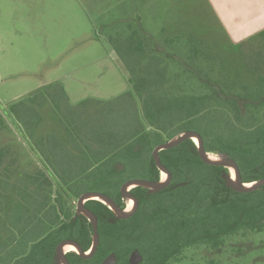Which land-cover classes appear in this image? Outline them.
<instances>
[{
	"label": "trees",
	"instance_id": "16d2710c",
	"mask_svg": "<svg viewBox=\"0 0 264 264\" xmlns=\"http://www.w3.org/2000/svg\"><path fill=\"white\" fill-rule=\"evenodd\" d=\"M130 10L96 32L129 73L130 89L72 104L55 81L0 109V134L12 124L55 172L23 170L13 148L0 143V264H59L56 247L68 239L88 251L93 227L75 213V201L99 192L125 208L122 185L162 180L153 150L187 130L197 131L207 152L234 159L244 182L264 178V28L231 40L236 48L226 53L208 40L210 30L154 33L140 10ZM48 108L64 140L41 133ZM159 155L172 180L161 191L133 187L139 205L129 218L100 200L86 201L98 218L100 244L91 258L68 252L71 264H101L111 253L117 264H131L135 249L140 264L180 263L191 248L220 252L227 242L264 234V185L232 189L229 169L205 162L191 138ZM76 159L80 168L67 165Z\"/></svg>",
	"mask_w": 264,
	"mask_h": 264
},
{
	"label": "rangeland",
	"instance_id": "374dc122",
	"mask_svg": "<svg viewBox=\"0 0 264 264\" xmlns=\"http://www.w3.org/2000/svg\"><path fill=\"white\" fill-rule=\"evenodd\" d=\"M260 3L241 1L243 7L256 11ZM123 9L140 10L154 33L162 27L166 33L173 27L185 33L192 27L204 33L210 30L208 40H216L226 53L236 48L230 37L236 44L251 35L242 21L236 28L229 26L232 36L228 37L210 0H0V109L5 112L13 102L55 81L68 85L84 79L88 90L102 86L114 97L130 89L129 73L117 54L109 43L96 38L98 28L112 15L119 18ZM74 99L71 96L77 102ZM9 129L0 134V142L18 143V150L26 154L29 147L18 129L12 124ZM166 178L162 173V180ZM125 204L127 208L126 199ZM251 236L247 241L227 242L220 252L191 248L185 260L172 264H264V234Z\"/></svg>",
	"mask_w": 264,
	"mask_h": 264
},
{
	"label": "water",
	"instance_id": "95a60500",
	"mask_svg": "<svg viewBox=\"0 0 264 264\" xmlns=\"http://www.w3.org/2000/svg\"><path fill=\"white\" fill-rule=\"evenodd\" d=\"M191 138L195 141V138H197L198 143L197 144V149L199 152L200 157L207 163L213 164V165H220V166H225V167H232L236 173V180L232 179V177L229 176L227 177L228 180V185L239 192H251L262 185H264V178L251 182V183H246L242 180L240 169L238 167V163L232 159L229 156H218L219 159H213L210 156V153L207 152L204 148V141L203 138L197 133L195 130H187L183 132L182 134L174 137L172 140L165 144H160L155 147L153 150V155L156 159V164L161 170V172L167 174L166 180H159V181H147L143 179H135V180H130L125 182L122 187H121V192H122V197L124 199H131L134 202V206L132 210H127L125 208H121L112 198L108 197V194L104 193H99V192H86L83 195H81L78 200H77V215H84L87 217V219L90 221V223L93 226V245L88 251H84L81 246L73 241V240H64L62 241L57 247H56V254H55V259L60 262L59 264H71L66 252L64 251V247L68 244H72L77 246L76 248L78 249L77 253L83 257V258H91L95 254L97 248L99 247L100 244V237H99V225H98V218L97 216L91 211L90 208L86 206V201L89 199H97V198H91L93 196L95 197H100L105 199L108 202V207L111 208L115 213V215L118 218H129L132 214H134L138 208L139 201L136 196L131 192V189L136 186H143L144 188L151 189L152 191H158V190H163L165 189L171 182L172 180V174L162 165V161L159 155V151L162 149H169L173 146H176L178 144H181L183 141L186 139ZM224 177H226L224 175ZM91 196V197H90ZM105 203V202H104ZM117 255L115 253H111L108 257H106L101 264H117ZM129 261L131 264H138L143 261V256L141 255L140 251L138 249H135L131 252Z\"/></svg>",
	"mask_w": 264,
	"mask_h": 264
},
{
	"label": "crops",
	"instance_id": "0c3cea01",
	"mask_svg": "<svg viewBox=\"0 0 264 264\" xmlns=\"http://www.w3.org/2000/svg\"><path fill=\"white\" fill-rule=\"evenodd\" d=\"M241 1L243 0H210L211 4L214 7L215 13L217 14L219 20L223 24L221 25L222 28L225 30V32L227 33L229 37L231 35L227 30L229 26L234 24L236 28L238 25H241L242 21H244L243 23L247 25L246 26L247 28H249V32H251L250 33L251 35L257 33L258 31L264 28V2L263 0H257L258 2H261L260 3L261 9H259L258 11L252 10L251 6H248V5H245L244 6L245 8H244L243 5H241ZM236 8H239V12H235V11H238ZM253 11L255 12L253 13ZM224 19H226L227 22H225ZM230 39L234 41V39H232L231 37ZM64 86L67 90L66 92L68 94V98L72 104H78L84 99L90 98V97L94 99H106V98L114 97V94L108 93L102 86H97V87L92 86L91 89L88 90V88L85 87L86 85L84 84V79H79L78 83L77 81H75L74 83L69 82L68 85L65 84ZM43 87H39V88H43ZM30 93H28L27 95H29ZM71 96L73 97V99L76 98L74 100H76L77 102H72ZM45 114H46L45 115L46 121L44 125H42L41 127V130H42L41 133H45V134L56 133L58 134V136H60L64 140L65 129L64 127H62L61 122H59L58 116L53 111H51L49 108L46 109ZM3 144L9 145L13 148L14 150L13 155L18 156L17 160L21 165H23L24 167L23 170H26L31 173L41 168L44 169L45 171L46 170L49 172L53 171L51 165L47 161L48 159L41 157L40 152L37 150L36 146L32 142H29V145L25 143L26 146L29 147V150L26 154L25 152H23V150L22 152L18 150V148H21L19 147L18 143H14V142L12 143V141H5V143ZM82 161L83 160H81V163H79V160L76 159L75 160L76 163L74 164L68 163L67 165H71L74 169H78L81 167ZM5 202L8 205L12 204L10 199L7 201L5 200Z\"/></svg>",
	"mask_w": 264,
	"mask_h": 264
},
{
	"label": "bare ground",
	"instance_id": "6f19581e",
	"mask_svg": "<svg viewBox=\"0 0 264 264\" xmlns=\"http://www.w3.org/2000/svg\"><path fill=\"white\" fill-rule=\"evenodd\" d=\"M195 141L198 143V140H197V138H195ZM210 156L213 158V159H219L218 157H214L212 154H210ZM228 169H229V173H230V176L232 177V179H235L236 180V173H235V171H234V169L232 168V167H227ZM164 173V172H163ZM165 175H166V177H167V174L166 173H164ZM91 197V196H90ZM91 198H97L96 200H100V201H102V202H105L106 204H108V202L105 200V199H103V198H100V197H95V196H93V197H91ZM128 200V204H127V210H132V208H133V206H134V202H133V200H131V199H127ZM131 201V202H130ZM77 246H75V245H72V244H68V245H66L65 247H64V251L65 252H68V251H72V252H77L78 251V249L76 248Z\"/></svg>",
	"mask_w": 264,
	"mask_h": 264
},
{
	"label": "flooded vegetation",
	"instance_id": "af4514ba",
	"mask_svg": "<svg viewBox=\"0 0 264 264\" xmlns=\"http://www.w3.org/2000/svg\"><path fill=\"white\" fill-rule=\"evenodd\" d=\"M127 201H128V200H127ZM76 204H77V201H76ZM76 204H75V205H76ZM76 207H77V205H76ZM125 209H127V208L125 207ZM76 212H77V211H76ZM76 212H75V213H76ZM115 216H116V215H115ZM131 216H132V215H131ZM85 217H86V216H85ZM116 217H117V216H116ZM86 218H87V217H86ZM90 224H91V223H90ZM91 225H92V224H91ZM92 227H93V226H92ZM92 231H93V230H92ZM68 252H72V251H68ZM68 252H66V254H67ZM72 253H73V252H72ZM74 253H77V252L75 251ZM117 262H118V260H117ZM138 264H140V263H138Z\"/></svg>",
	"mask_w": 264,
	"mask_h": 264
}]
</instances>
